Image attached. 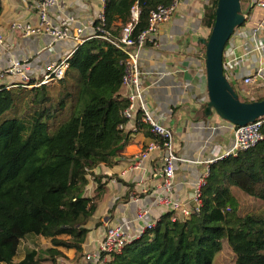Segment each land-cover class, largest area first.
<instances>
[{"label":"trees","instance_id":"obj_1","mask_svg":"<svg viewBox=\"0 0 264 264\" xmlns=\"http://www.w3.org/2000/svg\"><path fill=\"white\" fill-rule=\"evenodd\" d=\"M170 4L104 0L102 32L109 41H118L136 7V38L147 29L149 14ZM216 4L212 0L201 18L208 31ZM100 26L95 20L98 36ZM125 58L112 43L93 38L72 54L60 81L30 89L19 84L0 87V264H57L65 258L63 251L82 254L102 190L101 177L93 171L115 163L129 144L122 129L128 106L121 95ZM137 121L139 130L158 141L139 117ZM4 125L12 129L2 132ZM208 167L197 212L185 218L162 213L154 227L144 229L121 252L108 254L101 264H213L224 241L234 264H264V209L239 215L233 192L264 203V140ZM89 177L97 182L92 198L85 196ZM30 238L49 245L27 249L14 262L21 243Z\"/></svg>","mask_w":264,"mask_h":264},{"label":"crops","instance_id":"obj_2","mask_svg":"<svg viewBox=\"0 0 264 264\" xmlns=\"http://www.w3.org/2000/svg\"><path fill=\"white\" fill-rule=\"evenodd\" d=\"M211 1L180 0L169 22L159 27L153 41L139 54L143 100L154 119L172 131L174 152L184 160L175 164L171 196L187 208L192 206L194 181L209 161L230 148L233 141L232 125L214 113L208 117L203 114L208 98L200 42L209 31L201 25V18ZM252 2L245 0L244 10L251 6L245 23L234 31L223 54L224 75L236 94L244 77L258 70L264 76V29L253 34V29L264 23V10ZM59 4L60 9L50 10V17L57 21L65 14L72 15L77 25L86 27V36L94 32L93 23L104 7L102 0H59ZM17 21L36 23V0H1L0 72L11 61H25L32 82H36L49 65L72 56L82 45L72 41L53 42L47 36L23 38L10 32L11 24ZM5 78L2 83L17 82V79ZM252 88L264 95L260 84ZM121 95L124 98L128 95V90L122 86ZM137 119L128 121L123 129L129 135V144L122 157L110 166L100 165L93 171L95 176L101 177L102 190L97 209L87 225L89 232L81 256L96 251L108 227L121 225L131 239L137 237L146 224L156 222L161 216L153 208L142 222L136 220L139 210L152 206V196L160 188L163 155L162 149L156 150L139 169H132L133 157L153 141L146 130L138 129ZM96 189L97 182L89 177L85 196L94 197ZM63 253L65 258L57 259V264L75 263L74 250Z\"/></svg>","mask_w":264,"mask_h":264},{"label":"built area","instance_id":"obj_3","mask_svg":"<svg viewBox=\"0 0 264 264\" xmlns=\"http://www.w3.org/2000/svg\"><path fill=\"white\" fill-rule=\"evenodd\" d=\"M102 1L104 3V0ZM179 2L180 0H171L169 6H158L153 10L149 14L147 29L136 38L132 37V31L134 23L138 19V10L136 7L132 8L131 20L124 26L118 41L116 42L109 41L107 36L102 32L104 22L103 13H101L96 19L101 25L97 28L98 33L101 34L99 36L96 35L95 32L86 36L84 34L86 27L77 25V21L72 15L65 14L57 21H54L50 17V10L53 8L60 9L59 0H36V23L33 24L31 22L17 21L10 26V32L19 34L23 38L47 36L53 42L72 41L78 44H83L93 38H100L112 43L117 49L125 54L126 58L123 62L124 74L122 87L128 90V95L126 97L128 100V106L123 111L122 116L127 122L131 121L133 118L139 117L140 122L148 128L149 132L156 137L158 141H161L160 145L157 140H153L143 148L141 153L134 156L131 162L132 169H139L143 162L148 160L152 152L159 149H162L163 151L161 160L162 166L159 171V177L161 178L160 188L152 196V206L149 209H141L137 212L136 220L139 222H142L150 214V211L153 208L158 210L160 215L165 212H172L174 213L175 218H185L191 213L197 212L201 206L202 189L205 186L206 179L209 175L208 166L225 157H236L239 153L256 147L264 140V118L258 119L243 127L232 126L233 141L231 147L225 150L217 158L209 161L207 167L204 168L202 173L192 184V206L187 208L183 206L181 202L172 198L171 195L175 179V164L184 160L178 158L174 152L172 131L165 127L161 122L154 119L143 100L139 54L147 44H150L153 41L152 39L157 34L159 27L169 22L173 14L176 12ZM252 4L264 10V0H253ZM260 29H264V23L262 22L253 29V34H256ZM1 45H3V42L0 38V46ZM70 57L71 55L56 64L49 65L45 74L36 82H32L30 68L25 61H11L9 66L0 72V87L5 86L9 89L15 84L2 83V81L6 79L5 77L17 79L16 84L27 89L60 81L68 69V60ZM259 84L261 89L264 90V76L261 74V70L242 79V87L238 94H245L246 88H252L253 86L256 87ZM124 128L125 125L122 129ZM156 222L146 224L137 237L142 234L144 229L154 227ZM132 239L133 238L129 239L121 225L108 227L104 237L98 243L96 251L85 256V262L89 264H101L105 261V257L108 254L121 252L124 246ZM102 256H104V259H102Z\"/></svg>","mask_w":264,"mask_h":264},{"label":"water","instance_id":"obj_4","mask_svg":"<svg viewBox=\"0 0 264 264\" xmlns=\"http://www.w3.org/2000/svg\"><path fill=\"white\" fill-rule=\"evenodd\" d=\"M249 6L242 10L240 0H217L214 22L204 46L203 63L208 102L204 116L214 113L219 119L235 127H243L264 118V99L242 102L224 75V49L234 31L245 23Z\"/></svg>","mask_w":264,"mask_h":264},{"label":"rangeland","instance_id":"obj_5","mask_svg":"<svg viewBox=\"0 0 264 264\" xmlns=\"http://www.w3.org/2000/svg\"><path fill=\"white\" fill-rule=\"evenodd\" d=\"M245 1L242 2L241 7L244 10L245 8ZM210 32V31H209ZM209 35V34H208ZM6 84V83H4ZM264 95L259 94L258 90L255 88H246L245 94L239 93L238 98L240 101L244 102H255L258 101L259 99H262ZM12 129V126L10 125H4L2 127V132ZM1 130V129H0ZM234 196L238 202V214L239 215H245L248 213H256L264 209V203L254 200L252 198H249L242 194L238 190H233ZM49 245L47 240L44 239H27L21 243V246L19 248L18 254L14 260V262L20 261L23 256L25 255V252L27 249L31 248H46ZM62 259V258H60ZM59 261V260H58ZM57 261V263H58ZM59 264H64V263H59ZM74 264H87L85 262V255H77L75 258V263ZM213 264H234V255L227 246L226 242L224 241L222 250L220 253H218L215 256Z\"/></svg>","mask_w":264,"mask_h":264}]
</instances>
